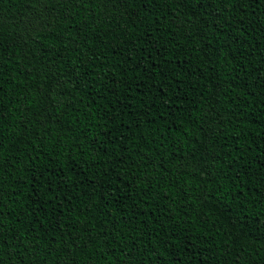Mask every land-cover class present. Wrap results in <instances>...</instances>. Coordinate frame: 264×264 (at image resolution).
<instances>
[{
	"label": "trees",
	"instance_id": "obj_1",
	"mask_svg": "<svg viewBox=\"0 0 264 264\" xmlns=\"http://www.w3.org/2000/svg\"><path fill=\"white\" fill-rule=\"evenodd\" d=\"M0 264H264V0H0Z\"/></svg>",
	"mask_w": 264,
	"mask_h": 264
}]
</instances>
